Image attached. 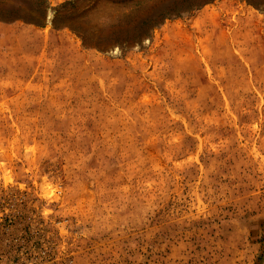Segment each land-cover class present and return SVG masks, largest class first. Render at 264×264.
<instances>
[{"label": "rangeland", "instance_id": "1", "mask_svg": "<svg viewBox=\"0 0 264 264\" xmlns=\"http://www.w3.org/2000/svg\"><path fill=\"white\" fill-rule=\"evenodd\" d=\"M0 264H264V0H0Z\"/></svg>", "mask_w": 264, "mask_h": 264}]
</instances>
